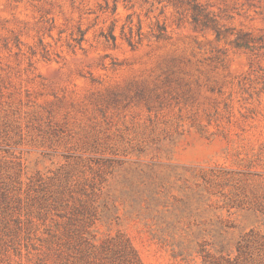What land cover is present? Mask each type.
Here are the masks:
<instances>
[{
  "label": "rangeland",
  "instance_id": "374dc122",
  "mask_svg": "<svg viewBox=\"0 0 264 264\" xmlns=\"http://www.w3.org/2000/svg\"><path fill=\"white\" fill-rule=\"evenodd\" d=\"M132 252L264 264V0H0V264Z\"/></svg>",
  "mask_w": 264,
  "mask_h": 264
},
{
  "label": "trees",
  "instance_id": "16d2710c",
  "mask_svg": "<svg viewBox=\"0 0 264 264\" xmlns=\"http://www.w3.org/2000/svg\"><path fill=\"white\" fill-rule=\"evenodd\" d=\"M104 3L106 5L105 8L108 10V3H106V2H104ZM187 5H190V4H187ZM180 9H182L181 6H180ZM190 9L192 11V13H191V20L193 21V23L195 25H200V22L201 21H200V19L198 17V13H199L198 8L196 6H192ZM102 10H103V8H100V11H102ZM116 11H117V7L114 6L112 8V10H111V14L112 15H115ZM115 26H116V22L115 21H112L111 24H110V26L108 27L107 33L101 32L100 35L104 39H106L107 41L108 40H111L112 42L115 41V36H114ZM123 31H125V26L122 27V32ZM162 31H164V27L163 26H158V33L154 36V38L159 39L161 37V35H162V33H161ZM85 33L86 32L78 29V31H77V37L73 39V41L76 43V45H80L84 41ZM127 35H128V37L126 38V40H127L128 44L133 46L134 41H136V40L140 41L141 38L143 37L141 26H138V28L136 29V31H134L132 27H129L128 28ZM133 256L136 259V263L137 264H141L140 261L137 259V257L135 256L134 253H133Z\"/></svg>",
  "mask_w": 264,
  "mask_h": 264
}]
</instances>
